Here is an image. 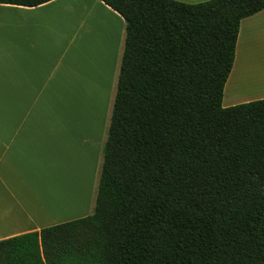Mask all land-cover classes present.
Returning a JSON list of instances; mask_svg holds the SVG:
<instances>
[{
  "label": "trees",
  "instance_id": "obj_1",
  "mask_svg": "<svg viewBox=\"0 0 264 264\" xmlns=\"http://www.w3.org/2000/svg\"><path fill=\"white\" fill-rule=\"evenodd\" d=\"M101 1L126 36L92 212L0 240V264H264V98L223 106L264 0Z\"/></svg>",
  "mask_w": 264,
  "mask_h": 264
},
{
  "label": "crops",
  "instance_id": "obj_2",
  "mask_svg": "<svg viewBox=\"0 0 264 264\" xmlns=\"http://www.w3.org/2000/svg\"><path fill=\"white\" fill-rule=\"evenodd\" d=\"M58 1L53 0L37 7L0 3V240L74 219L61 215L64 213V206L66 210L72 209V203L63 202L60 196H56L62 195L60 183L53 185L51 190H45L44 186L39 187L37 181L39 155L46 157L52 152V156H58L51 139L56 138V135H64L70 125H75V114L79 112L82 100L80 96L85 94L83 82L78 78L73 82L76 85L75 92L72 93L75 96L74 109L71 107L72 97L62 94L64 88L60 80L63 78L62 73L68 72V47L52 40L51 23L54 22V13L47 9ZM178 1L200 3L207 0ZM97 2L114 14L121 24L118 45L123 55L126 23L104 2ZM119 55L120 53L117 54L113 75L108 82L105 124L96 141L97 146H94L97 155L93 165L90 200L80 217L89 215L93 207V193L109 122V109L114 103L118 80L116 75H119V64L121 65L118 62ZM100 78L93 77L95 84L92 86ZM80 89L81 93L78 94L76 90ZM238 94L241 95L237 96ZM109 96L112 97L111 102ZM23 97H30V101L33 97L35 108L37 97H40V121L31 119L32 112L26 108V117L22 118ZM263 98L264 9L241 22L235 62L225 86L223 106ZM69 111L73 113L71 118ZM81 111H84V105ZM92 151L95 154L94 149ZM62 175L63 172L59 177ZM53 200L55 203L51 204ZM57 215L62 217L56 219Z\"/></svg>",
  "mask_w": 264,
  "mask_h": 264
},
{
  "label": "rangeland",
  "instance_id": "obj_3",
  "mask_svg": "<svg viewBox=\"0 0 264 264\" xmlns=\"http://www.w3.org/2000/svg\"><path fill=\"white\" fill-rule=\"evenodd\" d=\"M97 1L59 0L47 8L54 13V16H52L54 22L51 23L52 40L68 47V72L64 71L62 73L63 78L60 80L64 88L62 94L72 97L71 107L73 106L72 109H74L75 96L72 93L75 92L76 85L73 82L77 81V78L83 82L84 86L82 88L85 90V94L80 96L82 100H80V110L75 114V125H70L64 135H56V138L51 139L53 147L58 151V156H52V152L47 154L46 157L39 155L37 181L40 184L39 187L44 186L45 190H51L53 185L60 183L62 195L56 194V196H60L63 202L72 203V209L66 210V206H64V213L61 215L69 218L74 217V219L79 218L81 213L84 212V206L89 204L93 181V165H95L97 155V149L94 146H97L96 141H98L101 128L105 124L108 82L111 75H113V67L118 53H120L118 62L121 63L122 59L121 49L118 45L121 24L114 14L103 8ZM107 29L110 30V33L106 35ZM48 35L50 36V34ZM124 43L125 38L123 45ZM64 68L66 69V67ZM97 76L101 78L96 81L95 86H92L95 84L93 83V77ZM76 92L81 93V89L76 90ZM227 93L229 96V90ZM39 98L37 97L36 108L33 97L31 101L30 97L22 98V118L26 117L24 111L26 108L32 112L31 119L40 121ZM110 99H112L111 96H109V102H111ZM92 101H95V103ZM83 105L84 111H81ZM112 107L109 109L110 115L105 131L106 135L110 125ZM88 108H90V111ZM72 115L73 113L70 112V118ZM47 116L48 114L45 119H47ZM90 149L91 153H89ZM93 149L95 154H92ZM93 159L94 161H92ZM62 172V177H59ZM71 178L73 181L75 180V183L80 182L79 186H76L77 183L74 184ZM95 192L93 193V206ZM54 203L55 200L51 204ZM62 216L57 215L55 217L60 219Z\"/></svg>",
  "mask_w": 264,
  "mask_h": 264
},
{
  "label": "bare ground",
  "instance_id": "obj_4",
  "mask_svg": "<svg viewBox=\"0 0 264 264\" xmlns=\"http://www.w3.org/2000/svg\"><path fill=\"white\" fill-rule=\"evenodd\" d=\"M109 33H110V30L107 29V30H106V35L109 34ZM107 37H109V36H107ZM86 55H87V54H86ZM89 63H90V62H89ZM103 63H104V62H103ZM89 67H90V66H89ZM92 102H93V101H92ZM93 103H95V101H94ZM86 108H87V107H86ZM91 108L93 109V107H91ZM89 109H90V108H88V110H89ZM89 111H90V110H89ZM89 111H88V112H89ZM90 113H92V112H90ZM88 164H89V163H88ZM67 170H68V169H67ZM72 171H73V170H72ZM68 172H69V170H68ZM73 173H74V171H73ZM70 174H71V173H70ZM71 179H72V178H71ZM72 181H73V179H72ZM74 181H75V180H74ZM74 181H73V182H74ZM76 183H77V182H76ZM76 183L74 182V184H76ZM79 183H80V182H78L76 186H79ZM77 188H78V187H77ZM50 192H51V191H50ZM51 193H52V192H51ZM48 197H49V196H48ZM13 200H14V199H13ZM10 204H11V203H10ZM60 205H61V204H60ZM8 212H9V211H8ZM27 214H28V213H27Z\"/></svg>",
  "mask_w": 264,
  "mask_h": 264
}]
</instances>
